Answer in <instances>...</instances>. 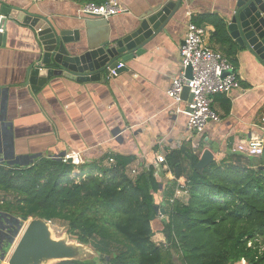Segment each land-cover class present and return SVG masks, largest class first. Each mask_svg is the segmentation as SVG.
Listing matches in <instances>:
<instances>
[{
    "label": "crops",
    "instance_id": "crops-1",
    "mask_svg": "<svg viewBox=\"0 0 264 264\" xmlns=\"http://www.w3.org/2000/svg\"><path fill=\"white\" fill-rule=\"evenodd\" d=\"M125 13L94 23L88 30L78 14L82 3L72 0H0L2 8L27 11L47 19L56 29L79 31L80 46L90 40H115L137 23L151 8L172 0H116ZM174 1V0H173ZM235 0L185 2L166 26V32L145 46V52L125 63L126 71L106 80L77 82L53 77L31 91L27 71L39 56L34 30L5 16V44L0 47V159L4 156L57 157L79 155L83 165L101 166L113 155L133 156L132 167L153 166L161 184L156 198L173 195V178L155 163L157 154L188 143L201 152L209 150L217 163L237 158L232 150L242 141L260 135L264 111V69L247 50L237 53L232 66L240 89L212 97V109L220 121L209 123L200 134L187 129V118L175 113L166 90L180 71L179 47L192 17L216 14L227 25ZM99 24V25H98ZM103 24V25H102ZM209 48L220 52L211 40L213 27L201 24ZM74 47H71V46ZM75 53V52H74ZM200 152V153H201ZM200 153L196 152V154ZM241 163L246 156L241 155ZM240 264H245L241 261Z\"/></svg>",
    "mask_w": 264,
    "mask_h": 264
},
{
    "label": "trees",
    "instance_id": "trees-1",
    "mask_svg": "<svg viewBox=\"0 0 264 264\" xmlns=\"http://www.w3.org/2000/svg\"><path fill=\"white\" fill-rule=\"evenodd\" d=\"M72 1L100 5L106 0ZM192 23L213 27L211 40L236 68L241 48L226 21L208 14L192 17ZM201 149L186 143L165 154L167 172L183 179L189 194L186 204L167 208L156 198L161 184L153 166L129 176L133 156H111L109 169L82 164L72 179L75 167L54 157L5 155L0 192L12 199L0 202V264L29 219L67 223L69 236L90 244L97 255L56 264H264V155L246 157V165L241 157L213 161L198 174Z\"/></svg>",
    "mask_w": 264,
    "mask_h": 264
},
{
    "label": "water",
    "instance_id": "water-1",
    "mask_svg": "<svg viewBox=\"0 0 264 264\" xmlns=\"http://www.w3.org/2000/svg\"><path fill=\"white\" fill-rule=\"evenodd\" d=\"M191 1L193 0L160 3L139 17L137 23L131 26L124 36L101 41L90 40L89 37L86 49L80 46L70 48L71 44L80 45L77 30L56 29L47 19L18 9L11 11L2 8L1 14L11 17L17 23L30 26L35 32L39 56L27 71L25 82L31 86V91L35 92L53 77L63 76L77 82H88L100 81L106 71L120 64L123 66L116 71V75L126 71L124 64L144 54L145 46L156 36L165 33L166 26L175 13L185 2ZM103 21L91 17L84 22L88 30L94 23ZM6 22L7 19L4 22V33L0 38V47L5 44ZM227 31L241 50H247L264 69V0H235ZM73 45L71 47H74ZM186 76L190 78V68H187ZM181 99L184 102L191 101L187 88L183 89ZM213 161L214 156L209 150L202 151L196 165L197 173L201 174ZM260 169L264 171V167ZM154 210L158 211V206H155ZM160 214L164 215L163 209H160ZM25 223L6 264H47L85 260L82 258L83 245L54 239L50 222L30 219Z\"/></svg>",
    "mask_w": 264,
    "mask_h": 264
},
{
    "label": "built area",
    "instance_id": "built-area-1",
    "mask_svg": "<svg viewBox=\"0 0 264 264\" xmlns=\"http://www.w3.org/2000/svg\"><path fill=\"white\" fill-rule=\"evenodd\" d=\"M125 12L126 9L121 7L116 0H106L100 5L84 4L79 9L78 14L80 17L107 20ZM6 19L4 15L0 14V38L4 33L3 27ZM205 35L204 27L189 22L183 44L179 47V74L171 80L165 92L172 101V105L175 106V113L184 115L187 118V129L196 134L202 133L209 123L220 121L211 107L212 97L240 89V81L231 64L220 52L208 47L205 42ZM122 66L123 64H120L116 68L108 70L105 79L108 80L115 76L116 71ZM187 68H190V78L186 76ZM184 88L188 89V94L191 96L190 102H184L181 99ZM260 121L262 124L260 135L240 142L232 150V153L246 157H261L264 155V111L261 113ZM54 158L75 167L71 175L72 179L79 175V167L83 164L79 155L64 154ZM155 163L161 165L162 169L167 171L164 153L155 156ZM113 164L114 160L109 158L105 160L100 168L109 169ZM138 173V168L132 166L128 171L131 178H134ZM95 176L101 178V172L95 173ZM171 181L173 183V195L167 200V207L172 206L175 202L186 204L189 197L186 182L183 179L174 180L173 178ZM163 217L160 215V218ZM248 246H250V243Z\"/></svg>",
    "mask_w": 264,
    "mask_h": 264
},
{
    "label": "rangeland",
    "instance_id": "rangeland-1",
    "mask_svg": "<svg viewBox=\"0 0 264 264\" xmlns=\"http://www.w3.org/2000/svg\"><path fill=\"white\" fill-rule=\"evenodd\" d=\"M232 154L234 156H236V157H240L241 156V154H235V153H232ZM253 158H258V157H253ZM5 199H12V197L9 196V195H6L3 192H0V202H2ZM157 200H158V198H157ZM164 207H165V205H164ZM165 208H167V206ZM21 229H20L17 237L15 238L11 249L4 256L3 261H2L3 264H6V262H7L8 258H9V256H10V254H11V251L13 250L15 244L17 243V241H18V239H19V237L21 235ZM50 230H51V233H52V236H53L54 239H57V240L63 239V240H65L68 243H72L74 245H79V243L76 240L72 239L69 236L67 223L55 221V222L51 223ZM80 245H82V244H80ZM82 247L84 249V253L82 255V258L92 259V258H94V257L97 256L96 253H95V251H94V248L90 244L83 245ZM173 260L175 262L177 261L176 258H174ZM47 264H56V262H49Z\"/></svg>",
    "mask_w": 264,
    "mask_h": 264
}]
</instances>
